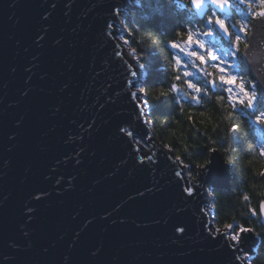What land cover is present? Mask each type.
<instances>
[{
  "label": "water",
  "instance_id": "95a60500",
  "mask_svg": "<svg viewBox=\"0 0 264 264\" xmlns=\"http://www.w3.org/2000/svg\"><path fill=\"white\" fill-rule=\"evenodd\" d=\"M230 4V16L209 6L197 18L245 8ZM140 8L133 0H0L3 264H244L243 253L260 244L249 234L244 250L234 252L222 239L204 238L202 222L215 225L208 189L231 190V165L221 152L210 154L207 173L198 176L200 195L185 203V181L173 174L182 167L156 143L136 69L116 38L119 26L128 36L122 14ZM250 27L252 50L244 46L240 55L260 81L264 26L251 20ZM121 128L157 146L145 153ZM153 154L154 165L139 164ZM179 224L186 232L177 240ZM13 242L19 247H9Z\"/></svg>",
  "mask_w": 264,
  "mask_h": 264
},
{
  "label": "trees",
  "instance_id": "16d2710c",
  "mask_svg": "<svg viewBox=\"0 0 264 264\" xmlns=\"http://www.w3.org/2000/svg\"><path fill=\"white\" fill-rule=\"evenodd\" d=\"M181 1L190 7L189 0ZM139 3L141 8L132 12L126 29L128 33L136 30L133 33L136 42L131 45L138 49L140 62L147 71L148 77L142 83L141 91L146 95L149 121L156 140L163 146L168 145V149L176 157H182L184 163L199 164L204 158L210 159L211 153L207 149L212 147L221 149L225 159L231 156L235 161V165L231 166V190L216 189L213 192L215 225L223 228L225 223L235 217L264 236V229L255 221H247L248 202L242 200V192L249 194L253 208H258L259 202L264 200V176L260 175L264 172V156L259 154L260 148L255 141L256 130L248 116L240 109L234 111L226 99L218 103L217 97L222 95L219 92L213 93L212 87L203 83L205 77L199 76L200 86L210 88V99H203L199 106L182 99L190 97L191 92L182 82L173 79L178 74L173 69L175 51L165 47V44L168 40L178 39L180 42L177 32L183 33L186 28H192L193 25L196 27L201 22L192 20L185 23L186 14L178 7L181 4H177L176 0H139ZM141 38L142 43L139 42ZM153 39L157 41L155 45L152 44ZM242 74L247 80H253L248 72ZM174 82L180 84L181 96L170 93L160 97V90H168ZM232 124L238 126L235 134L230 131ZM257 249L251 264H264V240H260Z\"/></svg>",
  "mask_w": 264,
  "mask_h": 264
},
{
  "label": "snow or ice",
  "instance_id": "6c2138e0",
  "mask_svg": "<svg viewBox=\"0 0 264 264\" xmlns=\"http://www.w3.org/2000/svg\"><path fill=\"white\" fill-rule=\"evenodd\" d=\"M237 4L244 5L248 12L245 13L243 19L239 23V27L234 24L232 28L236 29L238 34H233L230 30L229 26L227 25L224 19H221L220 15L216 12H213L211 16L207 18L205 27L206 30L202 32H194L190 28L185 29L183 33L177 32L176 36L180 37V42L176 40H168L165 44V47H171L172 49H177L179 52L184 53L187 57H189V61L187 63H182L181 58L179 56L173 57L174 64L173 69L178 73L173 77V79L177 82H182L183 85H186L187 88L191 91L190 97H182V99L189 100L190 103H193L197 106L201 105L202 100L205 98H209L208 93L210 88L200 87L201 79L199 77L196 78L197 82L194 83L191 79L195 74L188 70L189 67L196 69L203 76L206 78L203 80V83L211 86V87H219L223 85L222 91L227 93V101L230 107L235 111L238 107H242L248 110H252L253 112H259L256 115L255 120L256 123L264 125V103H261V95L264 93L261 92V89H264V80L256 81V78L253 77V82L251 84L248 83L244 79V75H241V72H248L251 73V67L249 66V62L246 56H241L239 52V45L242 39L246 38L247 36V28L248 22L250 20L256 21V24L259 26H264V0H235ZM192 5L201 11H198L197 15H204L203 9L209 6H215L219 13H222L225 16H230L231 12V4L230 0H191ZM255 6V7H254ZM183 7V5H181ZM118 11V9H115ZM111 27V25H109ZM143 26H141L142 28ZM219 29V32H222L225 36L228 37L229 43V50L221 49L224 52V57H233L238 62L236 64L229 63L228 59L217 55L214 48H208L205 45V42L202 39H199L198 36H208L215 38L219 35V32L216 29ZM135 29H133L132 33H129L128 37H121L123 43L125 45H129L130 47V55L137 61L141 59V56L138 54V49L136 47H131L132 43L136 41L133 39V33H135ZM186 34V39H184V35ZM140 43L143 42V38L139 41ZM59 43V41H57ZM157 41L155 39L152 40V44L155 45ZM218 43V41H215ZM196 48L203 49V52L196 51L193 49V46ZM246 52H251L252 48L250 45L245 44ZM117 55H123V53L117 52ZM198 62V63H197ZM206 64H210L211 68L214 69V72L208 71L206 67H203ZM141 68H144V64L139 65ZM183 67L182 73L180 69ZM239 68V72L237 74H233L230 69L232 68ZM14 71V69H13ZM136 75V73H133ZM219 81V84L217 83ZM67 85H65L66 87ZM170 93H175L179 95L181 93V86L179 83H172L168 90L161 89L160 90V97H166ZM28 93H24L27 95ZM133 96H136V93H132ZM224 96L217 97V102L224 100ZM210 99V98H209ZM146 103V102H145ZM177 104L180 103L179 100L176 101ZM59 109H57L58 111ZM139 116H143L144 113L141 111ZM203 115V114H202ZM231 115V114H230ZM120 131H127L126 129L121 128ZM230 131L235 134L238 131V126L236 124H232ZM127 135L130 137L135 138L133 131H127ZM237 141H239V137H235ZM14 139V138H10ZM141 139H147L146 137H141ZM164 147L168 148V145ZM255 147V145H253ZM209 153L220 152L221 149L219 148H208ZM137 152L141 151L140 148L136 149ZM169 151L171 149L169 148ZM227 151V149H224ZM260 156H264V143L261 144L259 150ZM175 161L182 165V171H173L175 177L178 180H184V186L182 187V195L185 197V203H188L190 198L196 197L200 195V190L204 187V185L198 179L200 175V170H204L205 173L208 171V166L210 165L211 161L208 158H204L201 163H184L182 157H175ZM223 162L227 165L234 166L235 161L234 159L229 156L226 159H223ZM156 163L155 155H144L141 156L139 159V164L141 166H151ZM250 163V162H249ZM198 169L197 174L194 176L192 169ZM261 176H264V172L260 173ZM209 194L212 195L214 191L208 189ZM35 199L39 200L42 198L41 196H35ZM7 197L0 198V207H3V201H5ZM250 196L247 192H242V200L247 203V210H248V217L247 221H255L256 224L261 228L264 229V200L259 202L258 208H253L250 204ZM29 213L33 212L34 210L29 208ZM176 211L179 213L182 210L177 207ZM31 219V217H29ZM215 220V217L213 218ZM116 221H113L115 223ZM124 221L121 220L120 223ZM160 221H156L159 223ZM166 223V221H165ZM203 230L206 232L205 239L208 240H218L222 239L226 242L228 248L232 249L234 252L243 251L241 245L244 241L248 240L249 234H251V238L255 241L257 239L264 240V236L261 233H258L254 227L246 226L245 223H241L235 217L232 218V221L229 223H225L223 225V230L219 227H216L212 223L208 221L202 222ZM186 232V226L183 224H179L174 226L173 233L175 238L178 240L182 237V235ZM25 237L29 236V233H23ZM78 235V234H77ZM9 247L18 248L19 245L16 243L9 244ZM257 246L250 247L246 255L248 258L251 259L253 253L257 251ZM43 251H47V249H43ZM96 253H93L95 255ZM7 259V257H0V264H3V260ZM235 259H239V257H235Z\"/></svg>",
  "mask_w": 264,
  "mask_h": 264
},
{
  "label": "rangeland",
  "instance_id": "374dc122",
  "mask_svg": "<svg viewBox=\"0 0 264 264\" xmlns=\"http://www.w3.org/2000/svg\"><path fill=\"white\" fill-rule=\"evenodd\" d=\"M133 2L135 3V5H140L139 0H133ZM254 7H255V6H254ZM133 11H136V10H133ZM133 11H131L129 14L131 15ZM213 12H215V11L212 10V11L208 14L207 18H208L209 16H211ZM247 12H248V9H247V8L244 9V10L237 9V16H235V17H233V18H231V19H229V20L227 21L228 24H229V26H230V28L232 29V32H233L234 35H235V34H238V33L236 32V29L232 28V25L235 24V25L237 26V28H238V27H239V23H240V21L243 19L245 13H247ZM127 16H128V14H122V16H121V22H122V24H123V26H124L125 29H126V24H127V22H128V18L130 17V16H128V17H127ZM207 18H206L204 21H202L199 25H197L196 27H195V26H192L193 29L191 28V30H193L194 32H197V33L202 32V31H205V30H206L205 24H206ZM188 26L190 27V25H187L186 27H188ZM186 29H188V28H186ZM126 31H127V29H126ZM115 32L117 33L116 38H117L118 41L122 44V47H123V49H124V54H125L126 58L134 64V67H135L136 72H137V75H138V84H139V86H140L139 88L141 89V87H142V83H143V82L147 79V77H148V75H147V71H146L145 68H141V67L139 66L140 64H142V63L140 62V60L137 61V60H135V59L130 55V47H129V45H125V44L123 43V40L121 39V37H125V38L128 37L127 34L124 32V30H123L121 27H117V29H116ZM127 32H128V31H127ZM249 33H250V21L248 22L247 36H246V38L242 39V41H241V43H240V45H239V52H240V54H241L242 48L245 46V44H247V39H248V35H249ZM128 35H129V33H128ZM198 38H199V39H202V40L205 42V44H206V46H207L208 48H214V50L216 51V54H217V55H220V56H222V57H224V52H223L221 49L229 50V48H230L229 43L223 41V40L220 38L219 35L216 36L215 38H213V37H208V36H198ZM215 41H218V43H215ZM131 47H132V45H131ZM174 51H175V52H174V57L179 56V57L181 58L182 63H187V62L189 61V57H187L186 55H184V53L179 52V50H177V49H174ZM196 51H197V50H196ZM200 52H201V51H200ZM224 58H225V59H228V60H229V63H232V64H236V63H238V62L235 60V58H233V57H224ZM197 63H198V62H197ZM203 67H206V68L208 69V71H210V72H214V71H215L214 69L211 68L210 64H206V65H204ZM182 69H183V68H182ZM183 70H184V69H183ZM188 70L192 71V72L195 74V75L191 78V79L193 80L194 83L197 82V80H196L197 77H199V76H200V77H204L202 73H200L199 71H197V70L194 69V68L189 67ZM230 71H232L233 74H237V73L239 72V68L234 67V68L230 69ZM241 75H243L242 72H241ZM244 79H245L246 81H248L249 84H251V83L253 82V80H247L245 76H244ZM174 83H176V82H174ZM217 83L219 84V81H217ZM199 86H200V85H199ZM200 87H201V86H200ZM223 87H225V86L220 85L219 87H212L211 89H212V92H213V93H218V92H219L221 95H223V96L225 97L224 99H226V101H227V93H224V92L222 91ZM189 91H190V90H189ZM190 92H191V91H190ZM191 94H193V93H191ZM209 94H210V93H208V95H209ZM176 95H177V94H176ZM178 96H181V93H180ZM219 96H220V95H219ZM140 98H141V100H142L143 103H144V108H145L146 113H147V115H148L149 107H148V104H147V102H146V95H145L144 92H142V95L140 96ZM205 99H207V98H205ZM145 102H146V103H145ZM227 103H228V101H227ZM228 104H229V103H228ZM238 109H240L242 112L244 111V113L248 116V120H249L250 124H251V125L253 126V128L256 130V135H255V137L257 138V140H255V141H256V144L258 145V147L260 148L261 144L264 143V125H261V124H259V123H256L255 117H256V115L259 114V112H253L252 110H248V109H245V108H242V107H238L236 110H238ZM261 111H264V109H262ZM251 113H252V115H250ZM147 125H148L149 127H151V124H150V121H149V120H148V122H147ZM135 140H136V143H137V144L140 146V148L142 149V151H144L145 153H151L152 150L155 149V146H157V144L159 143L158 141L155 140L156 143H157V144H155L154 140L151 138V139L146 140L147 144L149 145V146H148L144 141H142V140H141L140 138H138V137H135ZM162 146H163V144H162ZM163 147H164V146H163ZM150 148H151L152 150H151ZM170 152H172V151H170ZM179 165L182 167L181 164H179ZM197 171H198V169H196V170L192 169V172H193V175H194V176L197 174ZM208 213L210 214L211 218H214V213H213V209H212V207L208 208ZM215 221H216V220L213 219V223H214V224H215ZM215 226H216V225H215ZM216 227H219V226H216ZM219 228H220V229H223V228H221V227H219ZM252 246H254V245H252ZM251 255H252V254H251ZM254 256H255V255H252V258L249 259V258H248V255H246V251H245V252L243 253L244 264H251V261H252V259L254 258Z\"/></svg>",
  "mask_w": 264,
  "mask_h": 264
},
{
  "label": "flooded vegetation",
  "instance_id": "af4514ba",
  "mask_svg": "<svg viewBox=\"0 0 264 264\" xmlns=\"http://www.w3.org/2000/svg\"><path fill=\"white\" fill-rule=\"evenodd\" d=\"M176 3L177 4H181V5H183V7H181V6H178V7H180V9L181 10H184V13L186 14V16H185V23H187L188 21H192V20H194V21H197V19H196V15H195V12L191 9V7H188L187 5V3L186 2H184V1H181V0H176ZM231 17H223V19L227 22L229 19H230ZM184 23V24H185ZM187 25H185V27H186ZM193 26H195V25H193ZM191 29V28H190ZM184 39H186L187 37H183ZM177 42L179 41L178 39L176 40ZM193 49L194 50H197L198 51V49L195 47V46H193Z\"/></svg>",
  "mask_w": 264,
  "mask_h": 264
},
{
  "label": "bare ground",
  "instance_id": "6f19581e",
  "mask_svg": "<svg viewBox=\"0 0 264 264\" xmlns=\"http://www.w3.org/2000/svg\"><path fill=\"white\" fill-rule=\"evenodd\" d=\"M120 27V26H119ZM135 139V138H134Z\"/></svg>",
  "mask_w": 264,
  "mask_h": 264
}]
</instances>
